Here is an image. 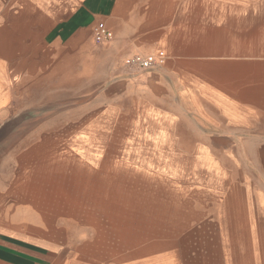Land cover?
Here are the masks:
<instances>
[{"label": "crops", "instance_id": "0c3cea01", "mask_svg": "<svg viewBox=\"0 0 264 264\" xmlns=\"http://www.w3.org/2000/svg\"><path fill=\"white\" fill-rule=\"evenodd\" d=\"M21 112H84L72 147L141 170L122 252L29 153L66 127ZM0 264H264V0H0Z\"/></svg>", "mask_w": 264, "mask_h": 264}, {"label": "rangeland", "instance_id": "374dc122", "mask_svg": "<svg viewBox=\"0 0 264 264\" xmlns=\"http://www.w3.org/2000/svg\"><path fill=\"white\" fill-rule=\"evenodd\" d=\"M84 112H28L20 113V124L46 123L66 127L69 135L68 147L59 148L54 141L50 149L37 145L34 156H45L51 164L45 165L46 171L52 175L67 174V207L63 215L69 220H79V225L86 237L98 240L101 252H122L124 242V225L126 218L132 217V222L140 219L141 197L138 193L141 186H146L140 178L141 170L131 168L128 164L111 159H100V163L91 164L87 158L79 154V149L73 148L70 137L72 130L79 126V117ZM11 119V118H9ZM55 135L58 136V133ZM106 151L99 149V155ZM117 151V157H120ZM36 153V154H35ZM114 156V155H110ZM39 166H37L38 168ZM64 184V182H62ZM65 199V197H62ZM129 200V202H127Z\"/></svg>", "mask_w": 264, "mask_h": 264}, {"label": "built area", "instance_id": "2783aa9c", "mask_svg": "<svg viewBox=\"0 0 264 264\" xmlns=\"http://www.w3.org/2000/svg\"><path fill=\"white\" fill-rule=\"evenodd\" d=\"M93 38L97 42L105 41L110 37V32L103 22L95 24L93 29ZM162 62V57L159 55H140L134 54L125 59L124 63L128 66H135L139 69H148L154 66L156 63Z\"/></svg>", "mask_w": 264, "mask_h": 264}]
</instances>
